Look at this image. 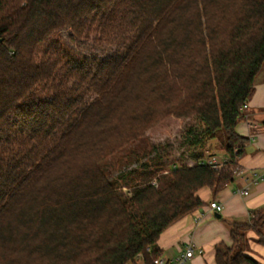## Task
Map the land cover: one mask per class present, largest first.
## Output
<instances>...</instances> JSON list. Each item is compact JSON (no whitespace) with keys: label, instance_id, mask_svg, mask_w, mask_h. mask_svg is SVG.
Instances as JSON below:
<instances>
[{"label":"trees","instance_id":"16d2710c","mask_svg":"<svg viewBox=\"0 0 264 264\" xmlns=\"http://www.w3.org/2000/svg\"><path fill=\"white\" fill-rule=\"evenodd\" d=\"M261 72L264 0H0V264H155L161 233L206 204L198 191L233 181ZM170 116L202 126L194 164L155 145L140 167L146 154H117ZM229 226L216 264H259L246 251L264 206Z\"/></svg>","mask_w":264,"mask_h":264},{"label":"crops","instance_id":"0c3cea01","mask_svg":"<svg viewBox=\"0 0 264 264\" xmlns=\"http://www.w3.org/2000/svg\"><path fill=\"white\" fill-rule=\"evenodd\" d=\"M239 135L247 138L243 143L245 153L238 165L245 168L242 175H234L231 183L214 195L209 188L198 191L199 197L206 204L193 213L184 216L160 235L157 245L166 259H173L189 246L195 250L186 264H216L215 246L219 242L232 244L229 223L245 221L252 210L264 206V76L256 80L255 92L244 108V117L236 126ZM214 140H210L203 151L208 158L225 159V151L218 154ZM190 162H195L192 158ZM194 164V163H193ZM192 165V164H190ZM236 188L247 189L249 194L237 193ZM224 205L221 212L210 207L212 201ZM220 214L218 217L216 214ZM249 246L246 251L259 264H264V236L253 231L248 233ZM201 251V252H200Z\"/></svg>","mask_w":264,"mask_h":264},{"label":"rangeland","instance_id":"374dc122","mask_svg":"<svg viewBox=\"0 0 264 264\" xmlns=\"http://www.w3.org/2000/svg\"><path fill=\"white\" fill-rule=\"evenodd\" d=\"M73 47L78 53L81 54L102 53L101 48L93 49L76 45H74ZM263 74L264 73L261 72L260 76H263ZM192 128L197 130L198 133H201L202 126L198 122L197 118H180L170 116L148 129L146 132L145 141L137 145H129L125 150L117 154H134V152L136 151H138V154H146V152L144 153L143 151L144 148H147L149 150L152 146L155 145L161 148L159 151L161 154H168V156H166L165 158V162L167 163V165H171V162H177V165L193 164L195 162L189 161L192 159V156L194 154V147H189V143L191 142L190 139L193 136L189 133V130H191ZM214 144H216V147L219 149L223 147L224 134L222 132H219L218 135L214 138ZM170 145L172 147H169V149H162ZM219 149H216V151H218L217 153L222 154V151H224V149L222 151H220ZM148 154L149 155L146 154L142 156L141 160L139 161V167L143 162L149 161L151 155L156 154V152L149 151ZM136 165L137 163H132L129 167L136 168ZM161 173L166 172H158V174L152 179V183H154L156 186L158 185V175Z\"/></svg>","mask_w":264,"mask_h":264},{"label":"built area","instance_id":"2783aa9c","mask_svg":"<svg viewBox=\"0 0 264 264\" xmlns=\"http://www.w3.org/2000/svg\"><path fill=\"white\" fill-rule=\"evenodd\" d=\"M248 105L245 104L243 107L246 108ZM225 159L219 160L217 157L212 156L208 159V163L214 167V168H221L225 164ZM168 172L167 170L165 171ZM234 175H242L246 172L245 168L241 166H237L233 170ZM264 177H261L263 179ZM237 193H243V194H249V191L247 189H240L236 188ZM210 207L212 209H215L217 212H221L224 208V205L219 203L218 201L214 200L210 203ZM201 252V251H200ZM195 254V250L192 246H189L184 252L180 253L177 257L173 259H166L163 256H160L154 260L155 264H186L187 260L192 258Z\"/></svg>","mask_w":264,"mask_h":264},{"label":"water","instance_id":"95a60500","mask_svg":"<svg viewBox=\"0 0 264 264\" xmlns=\"http://www.w3.org/2000/svg\"><path fill=\"white\" fill-rule=\"evenodd\" d=\"M216 215H217L218 217H220V214L217 213Z\"/></svg>","mask_w":264,"mask_h":264}]
</instances>
